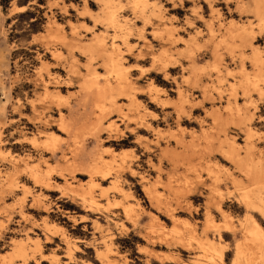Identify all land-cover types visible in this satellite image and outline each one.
<instances>
[{"label":"rangeland","instance_id":"rangeland-1","mask_svg":"<svg viewBox=\"0 0 264 264\" xmlns=\"http://www.w3.org/2000/svg\"><path fill=\"white\" fill-rule=\"evenodd\" d=\"M259 165L264 0H0V264H264Z\"/></svg>","mask_w":264,"mask_h":264},{"label":"bare ground","instance_id":"bare-ground-1","mask_svg":"<svg viewBox=\"0 0 264 264\" xmlns=\"http://www.w3.org/2000/svg\"><path fill=\"white\" fill-rule=\"evenodd\" d=\"M113 12V11H112ZM117 16V15H116ZM110 18H112V20H114L115 21V23H117L118 25H119V21L118 20H115L114 19V16H113V14L110 16ZM120 20V19H119ZM118 21V22H117ZM121 21V20H120ZM121 25V24H120ZM125 26V25H124ZM124 29V28H123ZM102 48H103V45L101 46ZM108 48V47H107ZM112 48V47H111ZM103 49H105V51H107V49L105 48V46H104V48ZM113 49V48H112ZM116 49V48H115ZM114 51V50H113ZM115 52H116V50H115ZM120 62H121V60H120ZM119 62V60L116 62V63H114V65H113V70L118 74V76H119V83H118V90H119V92H120V94L119 95H128L127 93H128V86H129V83H128V81H126V79L124 80V74H123V70H122V67H123V65L121 64ZM115 75V74H114ZM116 81V80H115ZM118 82V81H117ZM116 82V83H117ZM45 93V92H44ZM158 96V95H157ZM54 141V140H53ZM235 150V149H234ZM232 151V150H231ZM234 159H235V157H234ZM260 160V159H259ZM125 164V163H124ZM252 164V163H251ZM260 164H262V163H260ZM246 166H248V165H246ZM245 166V167H246ZM258 166V165H257ZM260 166V165H259ZM241 167V166H240ZM261 168L259 169V171L262 173H264V171H263V165L262 166H260ZM247 168V167H246ZM248 170V172H251V170L249 171V169H247ZM261 174L262 176L264 175V174ZM246 174H248V173H246ZM250 176H251V173L249 174ZM253 175V174H252ZM248 176V175H247ZM254 176V175H253ZM252 176V177H253ZM249 177V176H248ZM251 177V178H252ZM260 177V176H259ZM250 178V177H249ZM250 178V179H251ZM254 178V177H253ZM253 178L251 179L252 181H253ZM263 178H264V176H263ZM263 178H260V179H263ZM264 181V180H263ZM263 183V182H262ZM258 184V183H257ZM262 185V184H261ZM258 187V186H257ZM256 187V188H257ZM259 188V187H258ZM257 188V189H258ZM256 190V189H255ZM263 190V189H262ZM261 191V190H260ZM253 192V191H252ZM254 194V193H253ZM261 194V193H260ZM262 195V194H261ZM260 195V196H261ZM264 196V195H263ZM246 197L248 198V199H250L251 200V197H250V195H246ZM256 198V197H255ZM254 198V199H255ZM259 199V198H258ZM246 200V199H245ZM254 201V200H253ZM252 201V202H253ZM257 201V200H256ZM249 202V201H248ZM254 204V203H253ZM255 204H256V202H255ZM254 204V205H255ZM257 206V205H256ZM261 206V205H260ZM251 207V206H250ZM263 208V207H262ZM257 209V208H256ZM259 211V210H258ZM262 211H264V209L262 210ZM247 219V218H246ZM250 219V218H249ZM254 222V221H253ZM254 224H255V228L252 230V228H251V230H252V233H253V235H255V237H257V238H259L260 236H262V234H264L263 233V231H262V229H261V227L256 223V222H254ZM246 226V225H245ZM250 229V228H249ZM250 237V236H249ZM252 239V238H251ZM262 240H264V239H262ZM260 241V240H259ZM212 246H214V245H212ZM38 250H39V248H38ZM242 250V249H241ZM19 253L21 254V256H28V254L26 253V250H24V249H21L20 248V250H19ZM247 260V259H246ZM251 261V260H250Z\"/></svg>","mask_w":264,"mask_h":264}]
</instances>
